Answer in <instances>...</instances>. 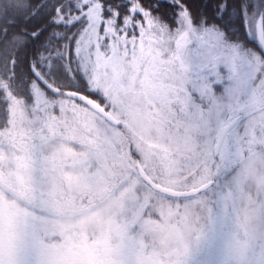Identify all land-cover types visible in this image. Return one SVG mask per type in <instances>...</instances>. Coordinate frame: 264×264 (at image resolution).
Returning a JSON list of instances; mask_svg holds the SVG:
<instances>
[{
    "label": "snow or ice",
    "instance_id": "1",
    "mask_svg": "<svg viewBox=\"0 0 264 264\" xmlns=\"http://www.w3.org/2000/svg\"><path fill=\"white\" fill-rule=\"evenodd\" d=\"M0 264H264V0H0Z\"/></svg>",
    "mask_w": 264,
    "mask_h": 264
},
{
    "label": "trees",
    "instance_id": "2",
    "mask_svg": "<svg viewBox=\"0 0 264 264\" xmlns=\"http://www.w3.org/2000/svg\"><path fill=\"white\" fill-rule=\"evenodd\" d=\"M252 3L255 4V1L252 0ZM235 19H236V18H235V15H233V20H235ZM233 31L237 32L238 34L240 33V29H239V27H238V23H237L236 26L233 27ZM248 46H249V47H255V43H254L253 41L249 40V41H248ZM67 90H70V89H67Z\"/></svg>",
    "mask_w": 264,
    "mask_h": 264
},
{
    "label": "rangeland",
    "instance_id": "3",
    "mask_svg": "<svg viewBox=\"0 0 264 264\" xmlns=\"http://www.w3.org/2000/svg\"><path fill=\"white\" fill-rule=\"evenodd\" d=\"M255 1V3H256V0H254Z\"/></svg>",
    "mask_w": 264,
    "mask_h": 264
},
{
    "label": "water",
    "instance_id": "4",
    "mask_svg": "<svg viewBox=\"0 0 264 264\" xmlns=\"http://www.w3.org/2000/svg\"><path fill=\"white\" fill-rule=\"evenodd\" d=\"M65 91H69V90H65Z\"/></svg>",
    "mask_w": 264,
    "mask_h": 264
}]
</instances>
